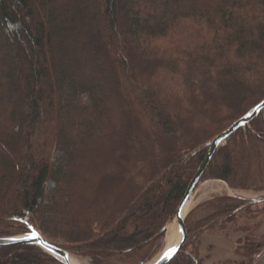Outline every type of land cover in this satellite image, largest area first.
Wrapping results in <instances>:
<instances>
[{
	"label": "trees",
	"instance_id": "16d2710c",
	"mask_svg": "<svg viewBox=\"0 0 264 264\" xmlns=\"http://www.w3.org/2000/svg\"><path fill=\"white\" fill-rule=\"evenodd\" d=\"M262 100L264 0H0V237L32 226L66 250L127 260L164 230L208 148L190 152ZM202 179L264 190L263 112ZM208 204L188 221L196 242L240 201ZM196 248L172 263L202 264ZM0 264L63 263L15 245Z\"/></svg>",
	"mask_w": 264,
	"mask_h": 264
},
{
	"label": "rangeland",
	"instance_id": "374dc122",
	"mask_svg": "<svg viewBox=\"0 0 264 264\" xmlns=\"http://www.w3.org/2000/svg\"><path fill=\"white\" fill-rule=\"evenodd\" d=\"M68 95H69V92H66V94L63 95L62 99H67ZM61 103H63V101ZM61 114H64V113H60V115H58L59 117L58 126L66 125L64 123V119H62L61 117ZM205 144L202 145V147L200 146L196 150L190 152L189 155L193 156L194 154H197V152H202L203 150H205V148H207V146L205 147ZM59 156H60L59 153L56 152L55 158L58 159ZM12 158L15 159L16 157L12 156ZM235 162H236V167L239 169V171L242 170L244 166V164L242 163V156L237 157ZM53 184H54L53 182H50L48 184V188L50 189L51 187H53ZM192 195L194 197L193 204L190 207L188 214L186 216L187 230L188 228L189 230L191 229L190 224H193L195 226V223L197 222L199 223V220H202L204 216L207 215V213L210 214L213 211V210H209L208 208H206L207 206H209L208 201H213L214 198L216 197H230V198L232 197L234 198V196L243 197V199H241V197L240 198L236 197L240 201V204L232 212V215L233 216L235 215L234 218L233 217L229 218V215H223L220 217H215L211 221V222H214L213 224L215 225L213 229H211L210 232H214V233H212V235H209L207 239L215 240L214 235H216L217 232H220L221 228H224L225 231H222V232L231 233V234L235 233L237 236H239V238L236 240V243L233 245L235 251L237 250V246L238 248H240L238 250L244 252L245 254H249L248 250L250 249L252 251H257V254L254 258L252 256L251 257L243 256L238 251H236L240 255V259L238 257V260L236 261L249 260L253 258L252 264H264V190H258V191L253 190V189L249 191L248 190H235V189H232L226 182L224 183L222 181L213 180V179H202L198 183ZM255 197L261 198L262 200L259 202L251 203L249 199H252ZM201 205L203 207H201L202 209L199 210V207ZM138 213L142 215L141 211ZM175 213H173L172 216L165 223L164 228L165 227L167 228L164 229L162 232H160L161 233L160 235L153 238V240H151L141 252L137 254L134 252H131L132 254L128 256L127 260L123 258L122 256H117L116 259L111 261V264H153L155 260L160 256V254L162 253V251L164 250L167 244L169 226L172 223L174 224L177 223L175 222L176 221ZM46 215L49 216V214H46ZM145 217H149V216H145ZM188 221L190 222V224ZM260 221H262L261 225L256 230L257 222L260 223ZM28 231L30 230L29 229L26 230L24 228L21 231L20 230H18L17 232L14 231L15 233L13 235H16V234L20 235L22 233H27ZM39 231L42 233L41 230ZM196 235H197V232L191 231L189 233L188 231L187 242L178 254L181 260L183 259L189 260L190 255L195 254V248L197 245ZM45 237L49 241H52L58 245L66 247V245L63 243L62 240H58V239L54 240V239H49L47 236ZM250 246H253V247L251 248ZM75 248L77 250L71 249L68 251L72 254V256L75 259L78 260L80 264H108L109 263L108 259L102 260L101 258H98L97 260V258H95L94 256L83 253L82 249L79 248V246L77 247L75 246ZM251 255H254V253ZM222 256L227 257L225 259L231 260V258H229L228 256V252H222L219 244L212 245V248H210V259H217V258H221ZM241 257H242V260H241ZM172 261L169 264H173L174 261L173 263ZM223 264H226V263H223ZM230 264H238V263H230Z\"/></svg>",
	"mask_w": 264,
	"mask_h": 264
},
{
	"label": "water",
	"instance_id": "95a60500",
	"mask_svg": "<svg viewBox=\"0 0 264 264\" xmlns=\"http://www.w3.org/2000/svg\"><path fill=\"white\" fill-rule=\"evenodd\" d=\"M261 112H263V117H264V100H262L252 109H250L246 114H244L241 118L235 121L225 131L218 134L212 140H210L209 142L205 144V147L207 146L208 149L205 154L204 160L201 162L195 175L191 179L184 193V196L180 204L178 205V208L175 213V220L177 222L178 231L181 235L180 240L172 247H169V248L165 247L166 249L164 248L160 256L155 260L153 264H169L179 254L182 248L185 246L187 239H188V230L186 226V216L188 212L184 214V208H185L186 203L191 198L193 192L195 191L198 183L200 182L201 177L203 176L206 168L211 162L213 155L215 154V152L220 146L225 144L227 139L236 130H238L241 127H246L247 125H249L250 122L255 117H257ZM234 197H238V196H234ZM241 199H243V197H241ZM249 200L251 203H253V202H259L262 199L252 198ZM166 228L167 227L163 229H166ZM29 230L30 231H28L27 233H22L20 235L16 234V235H11V236L0 237V247L15 246V245H35L43 249L46 253L57 258L63 264H71L70 259L73 256L68 250L49 241L39 230L35 229L34 227L30 226ZM171 248H174L176 250L174 254L168 253V250ZM166 253H168L167 256L165 255Z\"/></svg>",
	"mask_w": 264,
	"mask_h": 264
},
{
	"label": "crops",
	"instance_id": "0c3cea01",
	"mask_svg": "<svg viewBox=\"0 0 264 264\" xmlns=\"http://www.w3.org/2000/svg\"><path fill=\"white\" fill-rule=\"evenodd\" d=\"M212 233L214 232H210V231L206 232L203 235L199 236L197 239V253L199 257L202 259V264H223L224 262H228V261H236L238 260V257L240 259V255L235 251L233 247L239 236H237L235 233L231 234V233L217 232L216 235H214L215 240H208L207 237L209 235H212ZM215 244L220 245L222 252H228V256L229 258H231V260L225 259L227 258L225 256H222L221 258H217V259H210V248H212V245Z\"/></svg>",
	"mask_w": 264,
	"mask_h": 264
},
{
	"label": "bare ground",
	"instance_id": "6f19581e",
	"mask_svg": "<svg viewBox=\"0 0 264 264\" xmlns=\"http://www.w3.org/2000/svg\"><path fill=\"white\" fill-rule=\"evenodd\" d=\"M193 200H194V197L193 195L191 196V198L189 199V201L186 203L185 205V208H184V214L187 213L190 209V207L192 206L193 204ZM176 222V221H175ZM180 233L178 231V226H177V223H172L170 226H169V232H168V239H167V244H166V248H169V247H172L174 246L177 242H179L180 240ZM165 248V249H166ZM70 262L71 264H80L78 262L77 259H75L74 257H71L70 259Z\"/></svg>",
	"mask_w": 264,
	"mask_h": 264
},
{
	"label": "snow or ice",
	"instance_id": "6c2138e0",
	"mask_svg": "<svg viewBox=\"0 0 264 264\" xmlns=\"http://www.w3.org/2000/svg\"><path fill=\"white\" fill-rule=\"evenodd\" d=\"M175 249L174 248H171V249H169L168 250V253H172V254H174L175 253ZM168 253H166L165 255L167 256L168 255Z\"/></svg>",
	"mask_w": 264,
	"mask_h": 264
}]
</instances>
